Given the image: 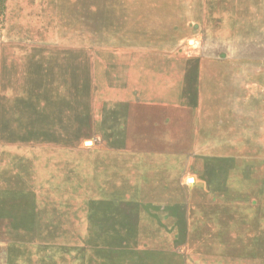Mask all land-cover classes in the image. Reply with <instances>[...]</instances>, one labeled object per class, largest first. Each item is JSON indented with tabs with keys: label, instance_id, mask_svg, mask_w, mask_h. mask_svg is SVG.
Wrapping results in <instances>:
<instances>
[{
	"label": "rangeland",
	"instance_id": "obj_1",
	"mask_svg": "<svg viewBox=\"0 0 264 264\" xmlns=\"http://www.w3.org/2000/svg\"><path fill=\"white\" fill-rule=\"evenodd\" d=\"M0 42V264H264V0H7Z\"/></svg>",
	"mask_w": 264,
	"mask_h": 264
},
{
	"label": "crops",
	"instance_id": "obj_2",
	"mask_svg": "<svg viewBox=\"0 0 264 264\" xmlns=\"http://www.w3.org/2000/svg\"><path fill=\"white\" fill-rule=\"evenodd\" d=\"M9 43H2L0 42V86L4 81V70H3V61L6 60V53L4 46H6ZM80 48L78 54L81 55V58H77L78 56L74 58H67L65 62L64 67L68 68V70H73L76 67H82L84 68V73L81 75V78H79L78 74V80L81 79V82L83 83L84 87H87L88 85L92 86L94 94L97 95V98L101 100L102 106L103 105H109L110 109L106 111H110L113 114L116 113V108L117 105L119 106H128L130 109L133 107L135 112L138 108L139 105H152L153 100H152V95H150V100H147V93L145 95L141 94V90L139 88V81H138V76H137V70L136 66L137 64H133V72L130 68V73H123V71H126V67H118V64L115 63V61L112 58L108 59H96L95 53L99 51L100 47H97L95 45H85L84 47H78ZM110 52V49H108ZM115 51V49H113ZM112 53V52H111ZM117 53V52H116ZM91 63H94L95 65H98L101 67L103 71V79L101 77H97L95 79L91 80V76H87V69H89V66H91ZM132 65V64H131ZM130 65V67H131ZM121 66V65H120ZM77 71L78 68H77ZM75 76V78H76ZM69 80H72L71 74H69ZM75 80V79H74ZM147 83V82H146ZM147 85V84H146ZM146 89V87H145ZM1 90H0V95H1ZM24 98L22 96H18L15 105H20V99ZM67 104V103H66ZM3 105L2 101H0V107ZM37 105L41 106V98L40 96L38 97L37 100ZM113 107V108H112ZM115 111H114V110ZM85 109H80L78 113H83L90 115L91 113L87 112ZM131 111V110H129ZM1 113V112H0ZM15 115L16 112H15ZM19 115V114H18ZM113 121L111 124H114L113 129H117V122H122L121 118L115 117L113 115ZM92 118V122H94V116L92 115L91 117L89 116L88 121ZM103 118V117H102ZM39 123V122H37ZM57 123V122H56ZM52 125L50 126H43L42 128H50L54 129L53 121L51 122ZM110 124V122H109ZM58 128V126H55ZM122 128V127H121Z\"/></svg>",
	"mask_w": 264,
	"mask_h": 264
},
{
	"label": "trees",
	"instance_id": "obj_3",
	"mask_svg": "<svg viewBox=\"0 0 264 264\" xmlns=\"http://www.w3.org/2000/svg\"><path fill=\"white\" fill-rule=\"evenodd\" d=\"M6 2H7V0H0V16H1V20H3V18H4ZM262 251L264 253V247L262 248Z\"/></svg>",
	"mask_w": 264,
	"mask_h": 264
}]
</instances>
